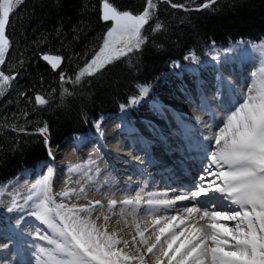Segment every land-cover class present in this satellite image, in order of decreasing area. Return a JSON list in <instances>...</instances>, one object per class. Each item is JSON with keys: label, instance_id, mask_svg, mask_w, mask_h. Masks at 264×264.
<instances>
[{"label": "trees", "instance_id": "trees-1", "mask_svg": "<svg viewBox=\"0 0 264 264\" xmlns=\"http://www.w3.org/2000/svg\"><path fill=\"white\" fill-rule=\"evenodd\" d=\"M110 2L139 14L147 0ZM153 2L156 8L141 30L146 39L139 50L78 84L71 81L112 27L102 19L103 0H23L10 13V44L0 71L16 79L0 96V193L38 173L65 142L83 140L97 124L123 115L131 98L145 95L141 87L147 93L156 90L174 66L186 71L191 60L202 64L236 50L249 59L259 54L255 46L264 44V0H216L207 8L201 6L209 0ZM158 23L163 27L154 31ZM45 54L62 57L59 71L42 59ZM36 95L48 103L39 105ZM45 126L48 131L42 134Z\"/></svg>", "mask_w": 264, "mask_h": 264}, {"label": "snow or ice", "instance_id": "snow-or-ice-1", "mask_svg": "<svg viewBox=\"0 0 264 264\" xmlns=\"http://www.w3.org/2000/svg\"><path fill=\"white\" fill-rule=\"evenodd\" d=\"M215 2L209 0L201 7L207 8ZM21 3L23 0H0V65L5 63L10 44L6 35L9 14ZM172 7L183 5L172 4ZM155 8L153 0H147L143 12L133 14L119 10L110 0H103L102 19L111 21L112 27L106 32L102 46L79 69L71 82L78 84L85 76H93L133 49L139 50L146 39L141 35V30ZM162 27L158 23L154 31ZM255 47L264 54V44ZM42 59L53 70L62 61L59 55L45 54ZM15 79V75H5L4 71H0V96L5 94ZM64 79L61 74V80ZM140 91L146 94L147 88L141 87ZM35 100L42 106L48 103L41 95H36ZM137 100L131 98L130 103ZM97 128L99 130L98 124ZM40 131L43 134L48 129L45 126ZM215 144L216 150L209 154V159L218 171H209L211 165L205 169L215 177L210 186L198 185L190 193L178 194L174 199L144 200L137 195L119 202L110 199L106 206L100 200L89 201L87 205L69 206L57 203L50 195L49 182L53 172L49 169L48 174L32 186L39 196L32 215L51 231V235L41 237L53 246L51 249H40L45 264H148L145 252L152 254V264H264V69L256 86L249 89L246 98L226 117L224 128L215 137ZM209 191L220 195L209 196ZM79 192L87 195L84 188H80ZM59 195L69 197L70 192L64 191ZM202 196L208 198L207 203L200 201ZM32 198L28 197L29 200ZM186 200H194L196 204L178 210V213L182 211L185 214L183 217L179 214L155 216L151 229L145 227L141 230L140 224L136 223V235H132L131 240L120 235L122 229L109 231L107 221L110 216L104 215L105 223L98 224L100 216L93 219L91 215L97 207L101 210L106 207L112 212L118 203L130 206L127 209L129 214H135L142 205L158 210ZM217 200L229 203L222 208ZM231 205L236 207L232 208ZM12 210L8 208V211ZM120 211L123 213L125 208L121 207ZM221 220L237 223L229 228L218 223ZM201 221L206 223L201 224ZM130 248L134 251H125Z\"/></svg>", "mask_w": 264, "mask_h": 264}, {"label": "bare ground", "instance_id": "bare-ground-1", "mask_svg": "<svg viewBox=\"0 0 264 264\" xmlns=\"http://www.w3.org/2000/svg\"><path fill=\"white\" fill-rule=\"evenodd\" d=\"M250 72L251 69L248 66L238 68L234 65H226L217 71H206L202 75L193 73L170 82L165 86L160 98L148 105L151 107L149 109L153 110V115L147 118V120L160 118L159 121L165 124L167 119V126L149 123L150 120L143 118L146 115L145 110L136 107L130 115L131 118L124 122L121 131L111 132V121H109L101 128L99 138L92 135L86 146L81 147L87 150L89 146L99 145L102 156L99 159L89 158L88 154L82 153L80 148L79 152L83 159L79 162L74 161L68 156L70 147L62 148L55 153L54 178L50 195L55 199L58 194L59 177L62 176L64 169L70 167H74L82 175L81 182L74 187L77 191V197L73 201L75 205H87L89 201L100 200L106 206L110 199H116L119 202L135 198L137 195L144 200L174 199L178 194H186L185 190H194L193 187L198 186L196 180L199 175L205 178L203 185L208 188L215 179L205 171L211 165L209 154L217 147L215 137L224 128L226 117L232 111L231 105L239 99H244L249 89L256 86L258 78L250 75ZM208 77L209 81L201 82ZM168 131H172L173 134L167 139L165 136ZM89 133L90 131L88 135ZM138 147L142 148L139 156L148 154L149 157L142 160L149 161L144 164V167L138 164L130 165L134 180L130 182L125 179L124 181L128 182L124 184L134 186L135 191L124 194V187L119 186L122 179L118 180L117 177H120L121 170L125 168L112 163L110 159H114L116 154L133 153V149ZM117 158V161L124 160L122 156ZM209 171L215 172L218 169L215 165H211ZM144 172L146 180L141 181L139 185H134L136 178L143 176ZM216 183L219 184L220 181ZM146 184L150 186L147 188ZM169 184L173 186L170 187ZM80 188L85 189L86 196L79 192ZM213 195L219 197L220 194L209 191V196ZM200 201L207 203L208 198L202 196ZM228 203V201L217 200V204L222 208ZM194 204H196L194 200L177 201L172 207L158 210L142 205L138 207L135 214H129L127 209L130 206H122L118 203L112 212H109L106 207L102 210L97 207L91 215L93 219L100 216L98 224L105 223L104 215L110 216L107 221L109 231L122 229L120 235L126 240H131V236L136 235V223L140 224L141 230L145 227L151 229L155 216L171 217L179 214L183 217L185 214L182 211L178 213V210ZM121 207L125 208L123 213L120 211ZM231 207L236 206L231 205ZM12 215L0 217V264H45V257L40 249H51L53 246L41 237L51 235L50 229L34 221L25 224L14 223L15 227H12V222L20 217L16 212ZM125 221L128 222L127 225ZM200 223L204 224L206 221ZM218 223L232 228L237 221L221 220ZM179 230L176 229V231ZM145 235L147 236L148 233ZM125 251L134 250L130 248ZM151 257L152 254L145 252L148 264H152Z\"/></svg>", "mask_w": 264, "mask_h": 264}, {"label": "rangeland", "instance_id": "rangeland-1", "mask_svg": "<svg viewBox=\"0 0 264 264\" xmlns=\"http://www.w3.org/2000/svg\"><path fill=\"white\" fill-rule=\"evenodd\" d=\"M241 51V50H240ZM239 50L236 51H230L229 53H227V58H230L226 61H221L219 60L218 63L219 65H226L227 63H235V62H240L241 64H254L253 67H250L249 69H251L250 75L252 76H256L258 79L260 78L261 74H262V69H264V54L261 53V51L259 50V54H255L254 57L252 59H247L245 60V56L243 55V53L241 54ZM243 55V56H242ZM245 58V59H243ZM215 59H212V62L205 66L200 65L199 69H194V67L192 69H190L187 74L191 73V72H201L203 70H209L211 68V66L214 64ZM176 76H180L178 71H176L174 73V75L170 76L168 80H164L160 87L158 89H160L158 92L155 93H150L148 94L143 100L146 102L141 101L140 103H133V108L138 107L141 110H145L147 108V106L149 105V101H154V98H160L162 91L165 88V85H167L169 82L174 81L176 78ZM185 74L182 76L184 77ZM247 95H245L246 98ZM156 98V99H157ZM244 98V99H245ZM244 99H239L235 104L231 105L232 106V111L238 107V105L244 100ZM150 102V103H151ZM149 108V107H148ZM133 111V110H131ZM130 111V113H131ZM128 115H124L122 118L120 119H116L113 120L110 124V131L111 132H119L121 131V128L123 127L122 125L124 124V122L128 119L127 117ZM101 131V129L99 128V130H97V132L99 133ZM95 132L92 133V135ZM91 137V135H90ZM90 137L86 140H84V142H79L78 145L76 142L70 143V145L68 147H70L69 149H71L70 153H69V158L73 159L74 161H80L81 159H83V156L80 155V148L84 145L86 146L87 141L90 139ZM75 147V149H74ZM78 148V149H76ZM81 152L83 153H87L89 158L92 159H99L100 157H102L100 154V150L98 148V145H92L89 146L88 149L86 150L85 148H81ZM55 158L52 156L50 157L49 160V164L47 169L40 171V173H38V175L31 177V178H27L24 180H20L14 187L8 189V192L6 193V195L0 194V216L6 215V216H13L12 213L16 212L18 213V215L20 217H18L16 223H27V222H36L39 225H43L45 227H47L46 225H44L43 223H41L34 215H32V213L35 211V205L39 200V196L36 194V190L33 189V185L37 183V181L41 180L43 178V176H46L48 174L49 169L52 170L53 175L50 179V187L51 184L53 182V178H54V167H53V163L55 162ZM201 177L199 175V177L196 180V184L197 185H201L203 184L206 180L205 178L203 180H201ZM82 179V175L80 174V172L78 173V170L76 171L74 167H70V168H66L63 171L62 176L59 177V183H58V194L55 197V200L57 203H64L66 205H75L73 204V201H75V198L77 197V191L75 185L80 183ZM199 183V184H198ZM201 183V184H200ZM173 186V185H172ZM205 187V185H203ZM196 187H193V189H195ZM64 191H69L70 192V196L69 197H63L61 195H59L60 193L64 192ZM190 191V190H188ZM186 191V193L188 192ZM29 196H32L33 198L31 200L28 199ZM11 207L13 210L12 211H8V208Z\"/></svg>", "mask_w": 264, "mask_h": 264}, {"label": "water", "instance_id": "water-1", "mask_svg": "<svg viewBox=\"0 0 264 264\" xmlns=\"http://www.w3.org/2000/svg\"><path fill=\"white\" fill-rule=\"evenodd\" d=\"M102 11H103V9H102ZM104 21V20H103ZM104 22H106V21H104ZM106 23H111L112 24V22L111 21H107ZM6 30H7V26H6ZM6 35H7V33H6ZM45 61V60H44ZM50 67H51V65L47 62V61H45ZM62 65H63V59H62V61H61V63H60V66L57 68V69H55L54 71L56 72V71H59L60 69H61V67H62ZM52 68V67H51ZM206 80H204V82H205ZM166 125H167V119H166Z\"/></svg>", "mask_w": 264, "mask_h": 264}]
</instances>
